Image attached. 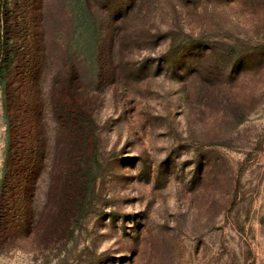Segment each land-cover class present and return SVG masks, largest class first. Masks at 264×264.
Segmentation results:
<instances>
[{
    "label": "rangeland",
    "instance_id": "1",
    "mask_svg": "<svg viewBox=\"0 0 264 264\" xmlns=\"http://www.w3.org/2000/svg\"><path fill=\"white\" fill-rule=\"evenodd\" d=\"M51 2L90 186L67 238L7 239L0 264H264V0ZM16 134L0 86V180Z\"/></svg>",
    "mask_w": 264,
    "mask_h": 264
},
{
    "label": "trees",
    "instance_id": "2",
    "mask_svg": "<svg viewBox=\"0 0 264 264\" xmlns=\"http://www.w3.org/2000/svg\"><path fill=\"white\" fill-rule=\"evenodd\" d=\"M56 16L51 0H0L2 102L8 127L17 128L0 180V245L34 234L45 242L67 238L90 186L77 160L89 129L77 103L84 79L71 43L56 60ZM115 39L99 48L101 63L113 53Z\"/></svg>",
    "mask_w": 264,
    "mask_h": 264
}]
</instances>
